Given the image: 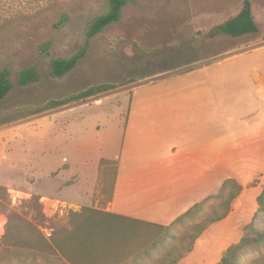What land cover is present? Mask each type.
Segmentation results:
<instances>
[{"label": "rangeland", "instance_id": "1", "mask_svg": "<svg viewBox=\"0 0 264 264\" xmlns=\"http://www.w3.org/2000/svg\"><path fill=\"white\" fill-rule=\"evenodd\" d=\"M107 1L0 0V69L9 64L13 81L27 66L37 65L41 74L37 83L15 86L0 99V264H171L187 253L210 217L195 209L159 225L106 215L111 212L101 208L72 204L58 210L51 202H41L39 191H51L46 178L57 174L55 162L82 150L70 145L63 130L68 112H52L162 75L180 60L182 47L235 16L243 3L127 0L118 22L87 38L89 23L106 11ZM250 1L258 31L238 37L220 34L227 35L219 38L220 53L264 35V0ZM44 44L52 57H69L81 49L85 55L64 76L51 77L40 52ZM103 86L111 90L76 99ZM52 101L66 104L45 109ZM109 196L108 186L102 201ZM84 208L99 213L92 216ZM262 230L264 184L258 212L236 244L248 241L224 264H264Z\"/></svg>", "mask_w": 264, "mask_h": 264}, {"label": "crops", "instance_id": "2", "mask_svg": "<svg viewBox=\"0 0 264 264\" xmlns=\"http://www.w3.org/2000/svg\"><path fill=\"white\" fill-rule=\"evenodd\" d=\"M215 27L162 75L52 112H68L63 130L82 150L55 162L57 174L45 177L50 193L39 191L43 205L167 225L234 179L241 190L229 212L176 264L221 260L258 212L264 184V35L220 53L227 35L212 34Z\"/></svg>", "mask_w": 264, "mask_h": 264}, {"label": "trees", "instance_id": "3", "mask_svg": "<svg viewBox=\"0 0 264 264\" xmlns=\"http://www.w3.org/2000/svg\"><path fill=\"white\" fill-rule=\"evenodd\" d=\"M127 0H108L107 1V9L104 13L96 16L88 25V29L86 32L87 38L93 37L100 33L103 29H105L108 25L116 23L120 20L121 12L123 6L126 4ZM258 31V27L253 19L252 11H251V1L243 0L242 7L240 11L230 19L225 22L217 25L213 31L214 33L219 34H227L231 36H242L249 33H255ZM42 57L46 58L48 61V74L51 77H62L68 72H70L78 62L84 57L85 49H81L78 53L73 54L69 57H52L48 50V44H44L40 49ZM12 68L9 64L4 65L0 69V99L5 98L15 86L25 87L34 83H37L41 79V74L38 70L37 65H31L22 68L16 74V78L12 80ZM111 90V87H100L99 89H88L87 91L81 93L76 99H85L89 96L94 95L97 91H107ZM64 101H52L50 102L45 109H54L57 107H61L65 105ZM232 185L233 187H229ZM241 190V186L234 179H226L222 184L220 192L217 195L210 196L204 199L201 202L194 204L183 214H189L195 209H200L202 215L209 214L210 217L203 221V224L200 228V232L195 235L196 239L200 233L211 223L222 219L230 210L231 201L235 198ZM260 198V196H259ZM258 198V205H259ZM213 202V203H212ZM223 206V210L220 211V207ZM259 208V207H258ZM85 212H91L93 214H98L99 211L95 209L84 208ZM106 215H112L117 218L128 219L133 222H146L126 216L117 215L114 213H105ZM180 215L179 217L183 216ZM4 217V216H3ZM178 217V218H179ZM94 218H87L84 221H94ZM150 223V222H149ZM81 230V228H80ZM75 233L71 235V237H75ZM260 237L264 240V230L259 232ZM247 238L240 241L238 244L229 247L223 254L221 260L217 264H224L229 261L234 253H236L241 247H243ZM264 242V241H263ZM61 250V247H59ZM191 247L188 249V251ZM187 251V252H188ZM184 256V255H183ZM181 256L180 258H182ZM180 258L172 261L171 264H176Z\"/></svg>", "mask_w": 264, "mask_h": 264}, {"label": "built area", "instance_id": "4", "mask_svg": "<svg viewBox=\"0 0 264 264\" xmlns=\"http://www.w3.org/2000/svg\"><path fill=\"white\" fill-rule=\"evenodd\" d=\"M3 225H4V221L2 220V216L0 215V235L3 231Z\"/></svg>", "mask_w": 264, "mask_h": 264}]
</instances>
